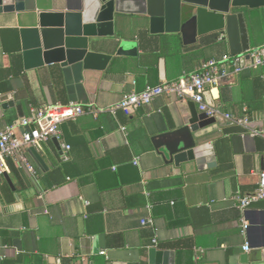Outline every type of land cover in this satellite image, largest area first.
<instances>
[{"label":"crops","instance_id":"crops-1","mask_svg":"<svg viewBox=\"0 0 264 264\" xmlns=\"http://www.w3.org/2000/svg\"><path fill=\"white\" fill-rule=\"evenodd\" d=\"M66 1L35 0L32 12L0 14V130L27 116L30 106L106 108L231 55L224 33H151L147 17L128 13L117 16L114 33L135 43V55L112 52L104 70L82 63L25 70L19 30L36 27L40 11H63ZM247 31L250 49L264 45V6L248 11ZM247 65L245 57L237 75L226 65L207 97L264 130V65ZM192 110L200 114L190 100L162 96L129 115H83L36 148L44 166L28 151L35 174L12 161L6 173L13 189L0 176V264H150L152 247L173 252L172 264L253 262L264 240V200L241 214L233 198L257 189L264 140L214 118L200 132V142L214 147L213 167L167 162L152 140L185 126ZM242 215L249 222L244 236ZM145 219L152 225H142Z\"/></svg>","mask_w":264,"mask_h":264},{"label":"water","instance_id":"water-1","mask_svg":"<svg viewBox=\"0 0 264 264\" xmlns=\"http://www.w3.org/2000/svg\"><path fill=\"white\" fill-rule=\"evenodd\" d=\"M34 1L0 0V14L32 12ZM263 6L264 0H67L63 11H40L36 27L19 30L23 66L31 70L53 63H82L85 69L104 70L112 52L116 56L135 55V43L118 39L114 33L117 16L128 13L147 17L151 33H224L230 54L240 55L250 50L248 11ZM210 122L212 118L192 110L185 126L154 137L152 143L167 162L194 161L198 169L213 167V145L200 142V132ZM28 151L44 166L36 149ZM2 178L12 188L8 174ZM260 223L264 229V207ZM173 256L171 251L149 250L150 264H172ZM250 264H264V240Z\"/></svg>","mask_w":264,"mask_h":264},{"label":"built area","instance_id":"built-area-1","mask_svg":"<svg viewBox=\"0 0 264 264\" xmlns=\"http://www.w3.org/2000/svg\"><path fill=\"white\" fill-rule=\"evenodd\" d=\"M245 57L248 59L247 66L249 68L255 69L263 66L264 45L252 48L241 55H224L219 61L208 60L191 74H184L177 80L163 82L156 86H147L141 91H131L125 94L121 100L106 108H95L92 105H83L78 102L30 106L27 116L20 118L16 124L0 130V176L8 171L9 160L31 174H35L28 150L39 148L51 139H58L61 135L60 125L63 122L75 120L83 115L95 117L103 113L115 114L116 112L129 115L139 108L151 105L155 99L162 96L190 100L196 105L198 112L204 113L208 118L220 117L228 124L241 128V136L264 140V130L254 128L246 115L237 117L224 113L220 108L214 106L207 97L208 89L219 84L221 75L225 73V66L230 65L233 74L237 75L244 69ZM18 128L22 131L18 132ZM263 200L264 172L260 175L258 187L254 192L233 198L234 204L241 214L250 205ZM141 224L152 225V220H142ZM248 228L249 222L242 215L240 217V234L244 236ZM151 243V246H155L157 242L153 239ZM249 249V245L245 244L243 250L248 252ZM199 252L202 251L199 250ZM100 254H104V252L101 251Z\"/></svg>","mask_w":264,"mask_h":264},{"label":"trees","instance_id":"trees-1","mask_svg":"<svg viewBox=\"0 0 264 264\" xmlns=\"http://www.w3.org/2000/svg\"><path fill=\"white\" fill-rule=\"evenodd\" d=\"M236 127V126H235ZM239 127H237V129H238ZM241 131H242V129H241ZM240 131V132H241ZM225 132H226V134L227 133H231L232 132V130H225ZM8 165H9V168H12L13 169V164H12V161L11 160H9L8 161Z\"/></svg>","mask_w":264,"mask_h":264}]
</instances>
